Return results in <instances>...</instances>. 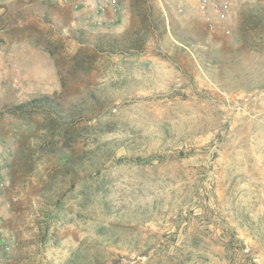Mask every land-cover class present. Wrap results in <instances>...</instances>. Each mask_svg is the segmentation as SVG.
Masks as SVG:
<instances>
[{"label": "rangeland", "instance_id": "rangeland-1", "mask_svg": "<svg viewBox=\"0 0 264 264\" xmlns=\"http://www.w3.org/2000/svg\"><path fill=\"white\" fill-rule=\"evenodd\" d=\"M8 1L9 263L264 264V0H125L118 32Z\"/></svg>", "mask_w": 264, "mask_h": 264}, {"label": "crops", "instance_id": "crops-1", "mask_svg": "<svg viewBox=\"0 0 264 264\" xmlns=\"http://www.w3.org/2000/svg\"><path fill=\"white\" fill-rule=\"evenodd\" d=\"M89 2L90 0H69L67 3L64 4L44 3L40 5L34 1L29 0V3H27V5L41 8L42 6H45L47 7L45 9L46 12H50V9H52V7L54 6V15L57 18L63 17L62 19L65 20L64 23L66 25H71L76 28H84L91 31L118 32L124 30L127 27L130 20V13L128 11V5L125 4V0H116L115 5L111 3L106 9V11L97 14L95 19L98 21L97 25L92 24L93 19L86 18V14L90 9ZM0 3H3L0 4V11L5 8L4 6H9L11 4L13 5V3L11 1L9 2L8 0H0ZM22 5H26V3H23ZM64 12H67V16L63 14Z\"/></svg>", "mask_w": 264, "mask_h": 264}, {"label": "built area", "instance_id": "built-area-1", "mask_svg": "<svg viewBox=\"0 0 264 264\" xmlns=\"http://www.w3.org/2000/svg\"><path fill=\"white\" fill-rule=\"evenodd\" d=\"M43 3H59L64 4L69 0H40ZM198 7L201 10H205L209 5L213 7V9L221 14L222 16L228 10V3L224 0H197ZM159 2L163 3L165 0H159ZM115 5L116 0H90L89 2V11L86 14V18L93 19L92 24L97 25L98 21L96 19V15L106 11L110 4ZM2 200L0 195V201ZM10 248V242L3 236V232L0 226V264H10L7 258V252Z\"/></svg>", "mask_w": 264, "mask_h": 264}, {"label": "trees", "instance_id": "trees-1", "mask_svg": "<svg viewBox=\"0 0 264 264\" xmlns=\"http://www.w3.org/2000/svg\"><path fill=\"white\" fill-rule=\"evenodd\" d=\"M58 105L57 102H54L49 96H42L33 98L30 101L17 105L18 109H34V108H47V109H53L54 106Z\"/></svg>", "mask_w": 264, "mask_h": 264}]
</instances>
